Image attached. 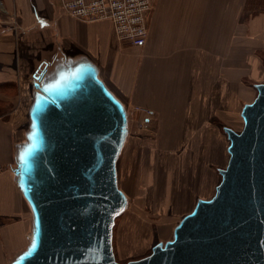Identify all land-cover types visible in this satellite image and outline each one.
Here are the masks:
<instances>
[{
  "label": "crops",
  "instance_id": "0c3cea01",
  "mask_svg": "<svg viewBox=\"0 0 264 264\" xmlns=\"http://www.w3.org/2000/svg\"><path fill=\"white\" fill-rule=\"evenodd\" d=\"M245 10L246 0H151L148 36L136 46L117 38L111 20H80L60 0H0V264L31 230L11 165L38 65L88 58L133 118L152 111L126 140L118 186L130 210L140 208L131 218L149 216L147 207L168 233L194 200L213 196L228 163L222 127H243L239 109L264 82V10Z\"/></svg>",
  "mask_w": 264,
  "mask_h": 264
},
{
  "label": "water",
  "instance_id": "95a60500",
  "mask_svg": "<svg viewBox=\"0 0 264 264\" xmlns=\"http://www.w3.org/2000/svg\"><path fill=\"white\" fill-rule=\"evenodd\" d=\"M48 62L34 75L11 165L32 219L10 264H264V82L242 107V130L224 127L230 157L213 196L199 198L149 255L120 263L113 228L128 198L116 164L129 114L90 59Z\"/></svg>",
  "mask_w": 264,
  "mask_h": 264
},
{
  "label": "built area",
  "instance_id": "2783aa9c",
  "mask_svg": "<svg viewBox=\"0 0 264 264\" xmlns=\"http://www.w3.org/2000/svg\"><path fill=\"white\" fill-rule=\"evenodd\" d=\"M62 8L71 16L84 21L109 19L117 38L122 42L141 46L146 42L148 27L145 14L151 0H60ZM141 123L148 122L151 110Z\"/></svg>",
  "mask_w": 264,
  "mask_h": 264
},
{
  "label": "rangeland",
  "instance_id": "374dc122",
  "mask_svg": "<svg viewBox=\"0 0 264 264\" xmlns=\"http://www.w3.org/2000/svg\"><path fill=\"white\" fill-rule=\"evenodd\" d=\"M263 10H264V0H246V10H245V16L246 17L250 16L251 14H256V13L263 11ZM48 65H49V62L48 63L42 62L40 65H38L35 72L33 73V76L31 77V81H30L31 82L30 83V95H31L30 97H31V99H32L33 91L35 90V87L33 84H34V81H37L36 78L34 77V75L39 74L43 70L46 71ZM145 116H143V118ZM142 119L137 118V120H136L135 118H133L132 113L129 111V133H128V137H129L131 131H133V130H135V132H137V133H141L143 130H145L146 123L142 124L141 123ZM28 125H29V114H28V106H27V109L25 110V114H24V122H23V125L21 128L22 134H21L20 141L22 140V138H24V133H25L26 129L28 128ZM242 128L243 127H241V124H240L238 126L237 132L241 131ZM222 133H224V135H226V137H227V134L224 130V127H222ZM227 140L229 141L228 137H227ZM17 145H16V149L18 148ZM227 153H228V151H227ZM224 167H226V166H224ZM217 173H218L217 181L219 183L221 180V178H220L221 175H220L219 169H218ZM26 205H27V203H26ZM27 207H28V205H27ZM143 209H145L144 214L149 215V216H143V217L139 216V218L141 217L140 218L141 221H143L145 224L150 226V232L152 230V233L149 232V234H150V237L152 239V243H154V245H155L159 241L169 240L167 238H171L170 234H167V236H164L158 230L159 225L161 224L162 217L159 215L150 214L148 212L147 207L143 208ZM137 210L140 211V208H138V209L135 208L133 211H131L130 207H128V205H127L125 211L116 218L117 220H115V225L113 228V231H115L114 235H113L114 236L113 237V245H114V252L116 253V260L120 263H126L130 260H136V259L143 258L152 252V247L154 246L153 245L152 247H150V244H149V245H147V247H144L143 249H139V248H135V247H133L131 249H128L126 247L124 249L121 248V251L119 249V242H118L119 233L123 231V228L125 227L126 223L128 221H130V219H132L131 216L135 217ZM28 211H29V216L31 217V212H30L29 207H28ZM177 220H179V218ZM28 240H29V232H28L26 241L28 242Z\"/></svg>",
  "mask_w": 264,
  "mask_h": 264
},
{
  "label": "bare ground",
  "instance_id": "6f19581e",
  "mask_svg": "<svg viewBox=\"0 0 264 264\" xmlns=\"http://www.w3.org/2000/svg\"><path fill=\"white\" fill-rule=\"evenodd\" d=\"M31 98V97H30ZM33 99H30L29 101V104H28V109H29V106L31 104ZM124 104V103H123ZM125 105V104H124ZM126 107V105H125ZM243 107V106H242ZM242 107L239 109V113L241 112V109ZM126 110L129 114V111H128V108L126 107ZM242 125H243V119H242ZM22 140H24V138H22ZM128 140V139H126ZM127 142V141H126ZM126 142L124 144V148L126 146ZM229 145V141L227 143V145L225 146V148L227 149V146ZM123 148L122 150V154L125 152V149ZM121 154V155H122ZM123 156H120V160ZM229 154L226 155V162L229 160ZM221 178V177H220ZM218 184V183H217ZM216 184V185H217ZM216 185L213 186V193L215 192V188H216ZM121 189H123L121 187ZM124 190V189H123ZM125 192V190H124ZM126 193V192H125ZM128 198V197H127ZM207 198H210V197H207ZM206 198V199H207ZM196 200H194V202L190 205V210L187 212H191L192 209L194 208L195 204H196ZM184 216V215H183ZM182 216V217H183ZM181 217V218H182ZM180 218V219H181ZM180 219L170 228V230H167L169 231L168 233L171 235V238H172V235H173V231H174V228L175 226L178 224V222L180 221ZM117 220V219H116ZM122 231V230H121ZM114 232L113 231V235H114ZM167 232H164L163 234L167 235L168 234ZM114 237V236H113ZM171 238H167V239H171ZM30 239H31V234H30ZM29 239V241H30ZM165 241V240H164ZM119 249L121 251V248L124 249L125 247L128 248V249H131L133 247L135 248H139V249H143L144 247H147V245L150 244V247H152L154 245V243H152V239L150 237V234H149V227L147 224H145L143 221L137 219V218H132L130 219V221H128L125 225V227L123 228V231L119 233ZM29 243V242H28ZM27 243V244H28ZM26 244V246H27ZM25 246V247H26ZM114 246V245H113ZM21 252V251H20ZM19 252V253H20ZM17 253L15 256H13L7 264H10V262L19 254Z\"/></svg>",
  "mask_w": 264,
  "mask_h": 264
},
{
  "label": "snow or ice",
  "instance_id": "6c2138e0",
  "mask_svg": "<svg viewBox=\"0 0 264 264\" xmlns=\"http://www.w3.org/2000/svg\"><path fill=\"white\" fill-rule=\"evenodd\" d=\"M23 158V157H22Z\"/></svg>",
  "mask_w": 264,
  "mask_h": 264
}]
</instances>
